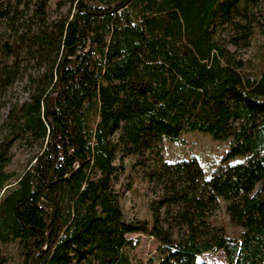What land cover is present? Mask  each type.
<instances>
[{
	"label": "trees",
	"instance_id": "trees-1",
	"mask_svg": "<svg viewBox=\"0 0 264 264\" xmlns=\"http://www.w3.org/2000/svg\"><path fill=\"white\" fill-rule=\"evenodd\" d=\"M67 2L75 13L49 20L48 0H0V97L24 79L29 90L2 123L0 243L16 244L19 264H131L128 236L142 234L161 245L159 264H206L197 257L213 251L264 264V61L237 60L220 37L230 27L246 47L260 0ZM192 131L227 151L211 173L195 159L154 173L185 235L127 221L116 152ZM16 141L39 146L20 175L5 170ZM220 200L239 234L209 229Z\"/></svg>",
	"mask_w": 264,
	"mask_h": 264
},
{
	"label": "rangeland",
	"instance_id": "rangeland-1",
	"mask_svg": "<svg viewBox=\"0 0 264 264\" xmlns=\"http://www.w3.org/2000/svg\"><path fill=\"white\" fill-rule=\"evenodd\" d=\"M3 1L4 3H15V0ZM21 1L24 2V0ZM22 8L23 4L19 6L20 10ZM46 11L49 20L58 19L60 15H65L68 12L70 15L75 13L67 0H48ZM254 13L256 30L246 47L236 48L230 43L231 38L236 35L230 27L225 26L220 37L228 51L237 60L249 61L252 67H257L261 61H264V0H260L259 7ZM17 23L15 26L18 25ZM5 30L6 35L11 33L9 28ZM28 92V84L24 79L13 85L6 94L0 97V144L6 136V130L2 123L8 111L13 105H20L28 101ZM38 151V144L26 141L14 142L9 151L5 170L20 175ZM226 151L225 143L214 141L208 135L198 131L182 134L180 142L162 139L152 149L144 151L142 155H135L119 149L113 162L116 171L112 179V187L119 195L120 208L124 218L127 221L147 220L149 223L155 220L157 227L173 239L183 237L186 233L185 228L174 221L168 222L167 218L173 207L168 209L159 204L164 187L154 178V173H157L162 164L166 162L177 163L194 159L204 166L207 173H211L213 168L222 163ZM226 205V202L220 200L219 206L212 214L208 215V227L220 230L222 225H225L228 233L239 234L241 229H235L229 224L225 210ZM128 238L130 243L124 248L123 254L131 264H159L163 259L161 245L155 238L142 234H130ZM197 261L206 264L227 263L221 251L199 255ZM19 262L20 256L16 244L2 245L0 243V264H19Z\"/></svg>",
	"mask_w": 264,
	"mask_h": 264
},
{
	"label": "water",
	"instance_id": "water-1",
	"mask_svg": "<svg viewBox=\"0 0 264 264\" xmlns=\"http://www.w3.org/2000/svg\"><path fill=\"white\" fill-rule=\"evenodd\" d=\"M78 15H79V12L76 14V16L78 17ZM79 24H80V21H79ZM39 204H40V202H39ZM47 240V239H46Z\"/></svg>",
	"mask_w": 264,
	"mask_h": 264
}]
</instances>
